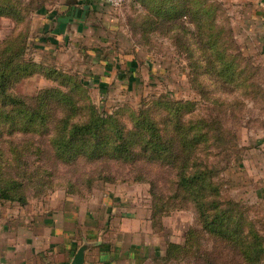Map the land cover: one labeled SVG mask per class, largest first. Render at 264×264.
Returning <instances> with one entry per match:
<instances>
[{"label":"rangeland","instance_id":"1","mask_svg":"<svg viewBox=\"0 0 264 264\" xmlns=\"http://www.w3.org/2000/svg\"><path fill=\"white\" fill-rule=\"evenodd\" d=\"M259 2L124 0L107 46L90 54L34 46L36 14L48 0H0V53L10 45L15 62L44 67L11 92L30 104L45 89L71 91L75 104L70 112L57 109L47 133L0 136V176L21 181L25 199L0 200V254L9 264L21 256L26 264L63 262V244L51 245L79 237L78 225L63 221L64 214L80 215L79 203L102 206V225L109 217L116 243L118 221L111 215H138L135 254L147 255L140 264H264ZM99 61L113 64L104 70ZM48 68L66 77L47 74ZM102 70L108 73L103 90L99 81L75 88ZM92 115L106 120L115 145L124 142L126 150L60 153L55 141L69 133L56 131V120L84 124Z\"/></svg>","mask_w":264,"mask_h":264},{"label":"crops","instance_id":"2","mask_svg":"<svg viewBox=\"0 0 264 264\" xmlns=\"http://www.w3.org/2000/svg\"><path fill=\"white\" fill-rule=\"evenodd\" d=\"M258 6L259 18L257 19L261 18L264 23V0H260ZM36 15V20L39 22V43L34 44L36 48L55 52L60 47L71 50L72 46L77 50L93 54L102 52L107 46L108 39L105 36L114 29L119 9L111 8L104 0H48V5ZM99 63L104 70L111 68L113 64H109L108 61H99ZM119 63L121 65L122 61ZM129 65L128 61L127 66ZM98 74L92 76L94 82L104 83L108 73L102 70ZM84 206V203H79L75 207L78 211L76 213L80 215L64 214L63 216L64 222L78 225L80 231L78 238H68V240L66 236H62L61 242L55 241L51 245L54 247L56 244H63L66 252L63 262L59 261L58 264H70L75 252L83 244L90 245L85 254L84 264H140L143 262L147 255L136 257L135 254L138 243L134 235L136 233L142 235L139 231L141 223H139L138 215L133 212L122 214L117 212L111 215L118 221L115 228L121 241L116 243L112 238L114 235L111 234L112 228L108 227L109 217L102 225L105 215L102 213V206L94 205L95 207L89 208ZM142 227L144 228V220H142ZM142 232H144L143 229ZM142 248L144 250L145 247L142 246ZM20 259V262L14 260L12 264L15 262H17L15 264H26L22 256ZM9 261L10 259L0 254V264H9Z\"/></svg>","mask_w":264,"mask_h":264},{"label":"trees","instance_id":"3","mask_svg":"<svg viewBox=\"0 0 264 264\" xmlns=\"http://www.w3.org/2000/svg\"><path fill=\"white\" fill-rule=\"evenodd\" d=\"M25 38L23 40V50L28 49V43L26 45ZM10 50V45H7L4 47V50L1 51L2 53H0V136L5 132L47 133L49 132L47 128L49 119L53 117L54 113L56 114L57 109L63 110L64 112L68 110L69 112L71 111L75 105L73 95L70 93L71 91L63 92L54 88L45 89L32 96L30 99L31 103L28 104L20 99L18 95L13 94L11 89L16 83L30 77L34 72L43 70L44 67L40 62H15L14 57H8ZM5 52L7 53L3 58ZM134 66V61L130 62L128 66L129 73L131 72L128 75L130 79L129 82L135 80L133 77ZM47 72V74L50 75L55 74L66 77V75L57 71L55 68H48ZM90 78V83L79 80V84L76 85L75 88L80 91L82 88L84 89L86 87L84 84H94L95 82L92 76ZM99 88L103 90L102 85ZM93 110V107H91L89 113L92 114ZM62 118L60 117L56 120L58 121L56 131H59L60 134L68 131L69 134L68 138H66V134L64 136L59 135L55 141V147L61 149L60 153L65 155L70 151L76 153L79 150L85 151L87 147L91 152L97 151L99 148L104 149L106 147L115 146L126 150L124 142H122L121 145H115L112 130L106 124V120L101 116L92 115L88 122L73 125H68L66 118ZM152 133L155 134V131L152 130ZM86 137L89 139L87 140ZM127 138L129 141L131 140L130 137ZM13 146L16 147L15 145ZM57 149V154L61 155ZM3 156H5V153L0 151V158L5 159ZM23 187V183L18 179L8 178L3 180L0 176V200L24 202Z\"/></svg>","mask_w":264,"mask_h":264},{"label":"water","instance_id":"4","mask_svg":"<svg viewBox=\"0 0 264 264\" xmlns=\"http://www.w3.org/2000/svg\"><path fill=\"white\" fill-rule=\"evenodd\" d=\"M89 246H90L89 244L81 245L77 249V251L75 252L70 264H84L85 263V254H86V251L88 250Z\"/></svg>","mask_w":264,"mask_h":264},{"label":"built area","instance_id":"5","mask_svg":"<svg viewBox=\"0 0 264 264\" xmlns=\"http://www.w3.org/2000/svg\"><path fill=\"white\" fill-rule=\"evenodd\" d=\"M111 8L119 9L124 0H104Z\"/></svg>","mask_w":264,"mask_h":264}]
</instances>
